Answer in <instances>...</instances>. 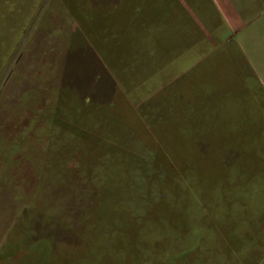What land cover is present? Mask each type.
Wrapping results in <instances>:
<instances>
[{"label":"rangeland","instance_id":"obj_1","mask_svg":"<svg viewBox=\"0 0 264 264\" xmlns=\"http://www.w3.org/2000/svg\"><path fill=\"white\" fill-rule=\"evenodd\" d=\"M0 264H264V0H0Z\"/></svg>","mask_w":264,"mask_h":264}]
</instances>
